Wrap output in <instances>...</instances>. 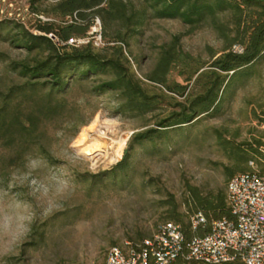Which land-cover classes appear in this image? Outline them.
<instances>
[{
    "label": "rangeland",
    "instance_id": "374dc122",
    "mask_svg": "<svg viewBox=\"0 0 264 264\" xmlns=\"http://www.w3.org/2000/svg\"><path fill=\"white\" fill-rule=\"evenodd\" d=\"M55 2L39 0L32 6L31 0H0V18L18 20L35 31L37 20L57 22L51 15ZM178 35L183 51L206 62L223 48L208 24L191 29L179 20H149L126 50L135 76L148 90H163L143 76L152 70L158 47ZM102 47L97 50L109 55ZM34 56L0 42V93L6 94L8 87L21 82L8 64ZM256 68L255 75L224 103L221 114L194 127L189 139L180 141L172 154L157 157L137 149L124 189L101 185L91 189L80 176L110 170L121 160L131 136L154 126L148 117L128 119L113 114V94L95 97L88 93L95 82L74 89L66 99L65 113L41 123L39 143L24 146L20 157L18 140L0 138V264H103L110 248L151 236L164 223L158 202L167 195L189 216L182 204L188 186L203 194L225 189L221 165L232 163L213 130L230 138L238 132L235 142L252 141L264 134V126L252 115L254 110L260 115L259 106L264 105V63ZM177 74L172 70L169 81L181 82ZM22 109L23 113L30 111V103H23ZM75 116L85 122L77 132L72 129ZM96 118L99 120L90 131L87 127ZM82 133L86 143L99 142L93 144L94 149L99 145L103 149L93 155L85 151ZM40 144L51 160L40 154Z\"/></svg>",
    "mask_w": 264,
    "mask_h": 264
},
{
    "label": "trees",
    "instance_id": "16d2710c",
    "mask_svg": "<svg viewBox=\"0 0 264 264\" xmlns=\"http://www.w3.org/2000/svg\"><path fill=\"white\" fill-rule=\"evenodd\" d=\"M37 1L31 0L32 6ZM51 15L57 22L37 20L35 31L18 20L0 18V42L24 50L27 55L35 53L32 58L7 66L21 82L8 87L6 94L0 93L3 96L0 138L18 140L20 157L24 146L39 143L37 133L41 123L65 113L66 99L73 90L95 82L88 93L95 97L113 94V114L128 119L148 117L154 128L133 134L121 160L110 170L81 175L91 189L97 185L127 187L137 149L150 156L172 154L180 141L189 139L194 127L219 116L224 103L264 63V0H56ZM96 19L101 24L102 50L110 52L109 55L99 52L91 42L79 47L66 44L69 39L86 37ZM152 19L179 20L191 29L208 24L222 40L223 48L213 52L206 62L183 51L180 36H174L158 47L152 70L143 76L153 87L163 88L159 92L150 91L135 76L126 50L130 40L140 35ZM172 70L177 71L181 82L169 81ZM23 103H30L27 113H23ZM259 108L260 115L254 110L253 119L264 126V105ZM72 123L75 132L85 125L78 116ZM213 131L225 157L232 163L231 166L220 164L225 189L203 194L198 188L188 186L182 202L189 215L201 212L205 225L193 232L188 214L180 212V204L172 195L158 202L163 209L162 221L180 225L187 241L193 236H204L214 220L232 219L225 191L230 179L254 171L264 174V134L252 141L235 142L238 132L230 138L219 130ZM39 152L51 160L41 144ZM177 264L203 263L179 258Z\"/></svg>",
    "mask_w": 264,
    "mask_h": 264
},
{
    "label": "built area",
    "instance_id": "2783aa9c",
    "mask_svg": "<svg viewBox=\"0 0 264 264\" xmlns=\"http://www.w3.org/2000/svg\"><path fill=\"white\" fill-rule=\"evenodd\" d=\"M100 31L97 19L86 37L66 44L79 47L91 42L99 48L103 46ZM226 203L232 219L212 221L204 236L187 241L180 225L165 222L140 242L110 248L103 264H177L179 258L203 264H264V174L254 171L230 179ZM188 222L195 232L206 219L197 212L188 216Z\"/></svg>",
    "mask_w": 264,
    "mask_h": 264
},
{
    "label": "bare ground",
    "instance_id": "6f19581e",
    "mask_svg": "<svg viewBox=\"0 0 264 264\" xmlns=\"http://www.w3.org/2000/svg\"><path fill=\"white\" fill-rule=\"evenodd\" d=\"M99 120V118H96L93 122H92V124L89 126V127H87L90 131H91V129L93 128V126H95V124H96V122ZM93 130V129H92ZM80 140H81V142H84V150L85 151H87L89 154H91V155H93L94 154V152L97 150V149H103V147L101 146V145H99V148H95L94 149V147H93V144H97V143H99V142H95V141H93L92 142V144L91 143H86V138L84 137V134L82 133L81 135H80ZM125 141V140H124ZM123 142V141H122ZM121 147V146H120ZM119 147V148H120ZM99 151V150H98ZM87 153V154H88Z\"/></svg>",
    "mask_w": 264,
    "mask_h": 264
}]
</instances>
